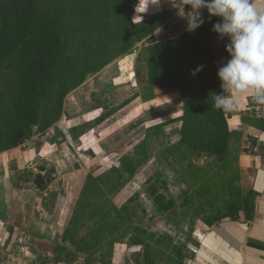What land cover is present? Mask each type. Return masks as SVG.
<instances>
[{"label": "rangeland", "instance_id": "rangeland-1", "mask_svg": "<svg viewBox=\"0 0 264 264\" xmlns=\"http://www.w3.org/2000/svg\"><path fill=\"white\" fill-rule=\"evenodd\" d=\"M139 3L132 20L152 21L156 30L70 91L49 129L34 128L23 143L4 151L33 150L34 157L22 170L26 181L21 168H12L9 186L18 208L13 216L30 220L6 236L2 254L25 242L26 264H182L193 234L239 209L249 214L227 156H195L180 144L179 92L156 88L153 99L144 101L146 72L138 54L186 31L184 13L177 12L190 8L160 0L143 12L144 0ZM122 62L135 76L134 87L116 81ZM41 161L51 162L56 173L44 192L32 184ZM161 196V205L173 202L171 209L156 207L154 198ZM5 256L2 264H8Z\"/></svg>", "mask_w": 264, "mask_h": 264}, {"label": "trees", "instance_id": "trees-1", "mask_svg": "<svg viewBox=\"0 0 264 264\" xmlns=\"http://www.w3.org/2000/svg\"><path fill=\"white\" fill-rule=\"evenodd\" d=\"M136 5L137 0H0V153L23 143L34 128L49 129L70 91L156 30L152 21L132 20ZM202 14L200 28L138 54L146 72L144 101L153 99L156 88L178 91L180 144L195 156L223 159L232 134L224 112L213 107L214 93L221 92L212 48L219 21L209 20L206 10ZM253 198L248 193L244 201L247 221ZM160 199L154 198L157 208H172V201L163 206Z\"/></svg>", "mask_w": 264, "mask_h": 264}, {"label": "crops", "instance_id": "crops-1", "mask_svg": "<svg viewBox=\"0 0 264 264\" xmlns=\"http://www.w3.org/2000/svg\"><path fill=\"white\" fill-rule=\"evenodd\" d=\"M254 4L258 10H264V0H254ZM181 11L185 16V10L177 13ZM228 42L226 37L221 39L218 35L212 41L218 69L230 58L225 49ZM256 110L264 112V104L256 103L251 94H247L241 98L237 110L223 111L232 134L225 156L233 164L235 191L243 201L248 193H253L254 197L250 220L247 221L244 210L239 209L233 219L224 218L193 234L192 242L185 246L187 255L182 264H264V119L257 116ZM6 153H0V248L7 237H12L30 220L13 216L18 208L12 205L14 193H11L9 179L15 172L12 168L18 167L26 181L22 170L29 168L34 157L33 150ZM22 190L32 192L28 187ZM18 244H14L11 254H2L0 249V264L4 261L3 255L9 258L8 264H26L30 249L25 242Z\"/></svg>", "mask_w": 264, "mask_h": 264}, {"label": "clouds", "instance_id": "clouds-1", "mask_svg": "<svg viewBox=\"0 0 264 264\" xmlns=\"http://www.w3.org/2000/svg\"><path fill=\"white\" fill-rule=\"evenodd\" d=\"M159 2L144 0L143 12L149 3ZM180 4L190 8L185 14L189 32L204 24L202 10H206L209 20L218 18L213 31L229 41L225 49L230 58L218 69L222 91L214 93L213 107L225 112L235 111L247 94H251L256 103L264 104V10H258L254 0H180ZM202 67L197 68L196 73Z\"/></svg>", "mask_w": 264, "mask_h": 264}, {"label": "water", "instance_id": "water-1", "mask_svg": "<svg viewBox=\"0 0 264 264\" xmlns=\"http://www.w3.org/2000/svg\"><path fill=\"white\" fill-rule=\"evenodd\" d=\"M35 170L37 171V174L33 178L32 184L39 192H44L48 185L55 179V168L51 162L41 161L35 166ZM130 258L137 259L139 257L136 254H131Z\"/></svg>", "mask_w": 264, "mask_h": 264}, {"label": "bare ground", "instance_id": "bare-ground-1", "mask_svg": "<svg viewBox=\"0 0 264 264\" xmlns=\"http://www.w3.org/2000/svg\"><path fill=\"white\" fill-rule=\"evenodd\" d=\"M117 82L127 81V83L131 84L132 87L135 86V76L132 71H130L129 65L122 62L121 64V77L116 79ZM119 83V84H120Z\"/></svg>", "mask_w": 264, "mask_h": 264}, {"label": "built area", "instance_id": "built-area-1", "mask_svg": "<svg viewBox=\"0 0 264 264\" xmlns=\"http://www.w3.org/2000/svg\"><path fill=\"white\" fill-rule=\"evenodd\" d=\"M256 113H257V116L260 118V119H264V112L260 111V110H256Z\"/></svg>", "mask_w": 264, "mask_h": 264}]
</instances>
